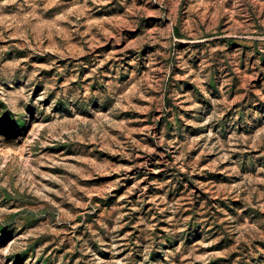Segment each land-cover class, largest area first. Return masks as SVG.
I'll return each instance as SVG.
<instances>
[{"label":"rangeland","instance_id":"1","mask_svg":"<svg viewBox=\"0 0 264 264\" xmlns=\"http://www.w3.org/2000/svg\"><path fill=\"white\" fill-rule=\"evenodd\" d=\"M0 264H264V0H0Z\"/></svg>","mask_w":264,"mask_h":264}]
</instances>
